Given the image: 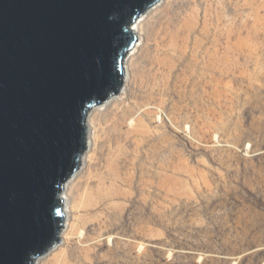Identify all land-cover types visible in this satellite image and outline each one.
I'll use <instances>...</instances> for the list:
<instances>
[{"label": "rangeland", "instance_id": "374dc122", "mask_svg": "<svg viewBox=\"0 0 264 264\" xmlns=\"http://www.w3.org/2000/svg\"><path fill=\"white\" fill-rule=\"evenodd\" d=\"M141 42L36 264H264V0H163Z\"/></svg>", "mask_w": 264, "mask_h": 264}, {"label": "water", "instance_id": "95a60500", "mask_svg": "<svg viewBox=\"0 0 264 264\" xmlns=\"http://www.w3.org/2000/svg\"><path fill=\"white\" fill-rule=\"evenodd\" d=\"M159 0H0V264L59 241L91 108L117 95L130 24Z\"/></svg>", "mask_w": 264, "mask_h": 264}, {"label": "bare ground", "instance_id": "6f19581e", "mask_svg": "<svg viewBox=\"0 0 264 264\" xmlns=\"http://www.w3.org/2000/svg\"><path fill=\"white\" fill-rule=\"evenodd\" d=\"M163 0H159L158 2H156L154 5H152L151 7H149L143 14H141L138 18H136L129 26L130 30H132V32L136 35V37H139V41L134 43V45L130 48V50L127 52L129 54L126 62H125V66L123 68H125V77H129L130 75V70H129V65H128V61L130 60V58L133 56L134 52L140 47V45L142 44L141 42V34H142V30L144 27V22L145 19L148 17V15L154 10L157 9V7L159 6V3L162 2ZM124 91V88L120 89V93L118 95H113L108 101L104 102V103H100L98 104L99 106L101 105H105L106 103L111 102L112 100L116 99L117 97L120 96V94H122ZM97 105V106H98ZM94 109H96V107ZM89 122L91 121V117L90 115H88L87 120ZM88 125V124H87ZM88 128V126H87ZM87 133V142L85 143V146L87 147V149H85L86 151L83 153V155L81 156L80 160V165L79 168L82 167V165L85 164V160L87 157L90 156V145H91V140L89 139V137L91 138L92 136H89V130L86 132ZM93 133V131H92ZM95 134V133H94ZM93 134V135H94ZM89 136V137H88ZM94 139V138H93ZM92 147V145H91ZM79 170L80 169H76L72 175H70L64 182L63 184V189L61 191V199L63 200L64 203V208H63V214H64V219H63V227L60 230L59 233V240L60 237H62V240L67 241V238L69 236H71L74 233L75 230V220H76V215L74 214V208L75 204L71 199V192L69 189L70 184H72V182L74 181V179L78 176L79 174ZM81 232V231H80ZM59 242V241H58ZM57 242V243H58ZM55 244L53 247H56L58 244ZM53 247L50 248L45 254L39 256L36 258L35 262L33 264H36V262H38L40 259L48 256L52 250Z\"/></svg>", "mask_w": 264, "mask_h": 264}]
</instances>
